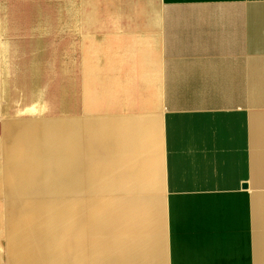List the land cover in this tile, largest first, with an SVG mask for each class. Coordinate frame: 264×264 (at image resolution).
<instances>
[{
  "label": "crops",
  "instance_id": "crops-1",
  "mask_svg": "<svg viewBox=\"0 0 264 264\" xmlns=\"http://www.w3.org/2000/svg\"><path fill=\"white\" fill-rule=\"evenodd\" d=\"M56 2L75 183L55 191L163 201L164 264H264V0Z\"/></svg>",
  "mask_w": 264,
  "mask_h": 264
},
{
  "label": "bare ground",
  "instance_id": "bare-ground-1",
  "mask_svg": "<svg viewBox=\"0 0 264 264\" xmlns=\"http://www.w3.org/2000/svg\"><path fill=\"white\" fill-rule=\"evenodd\" d=\"M59 24L56 0H0V242L11 264H164L163 201L77 205L55 191L75 183V48H63Z\"/></svg>",
  "mask_w": 264,
  "mask_h": 264
},
{
  "label": "rangeland",
  "instance_id": "rangeland-1",
  "mask_svg": "<svg viewBox=\"0 0 264 264\" xmlns=\"http://www.w3.org/2000/svg\"><path fill=\"white\" fill-rule=\"evenodd\" d=\"M77 79H78V78H77ZM1 245H2L3 251L5 252V251H6L7 242L2 240V241L0 242V247H1ZM5 253H6V252H5ZM7 255H8V254L6 253V254H4V256H3V257H4V259H3V260H4V261H3L4 264H7V262H8V258H10V256H8V258H7Z\"/></svg>",
  "mask_w": 264,
  "mask_h": 264
},
{
  "label": "water",
  "instance_id": "water-1",
  "mask_svg": "<svg viewBox=\"0 0 264 264\" xmlns=\"http://www.w3.org/2000/svg\"><path fill=\"white\" fill-rule=\"evenodd\" d=\"M243 186H245V184H243Z\"/></svg>",
  "mask_w": 264,
  "mask_h": 264
}]
</instances>
